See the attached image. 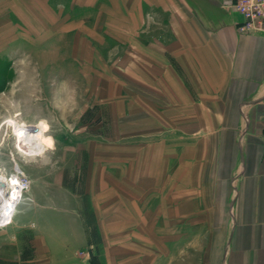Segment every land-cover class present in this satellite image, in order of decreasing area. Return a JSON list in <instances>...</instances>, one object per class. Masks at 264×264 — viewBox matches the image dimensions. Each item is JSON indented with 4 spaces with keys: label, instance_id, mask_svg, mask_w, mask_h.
Segmentation results:
<instances>
[{
    "label": "rangeland",
    "instance_id": "374dc122",
    "mask_svg": "<svg viewBox=\"0 0 264 264\" xmlns=\"http://www.w3.org/2000/svg\"><path fill=\"white\" fill-rule=\"evenodd\" d=\"M71 1L0 0V173L30 180L0 264H215L197 226L196 134L175 140L167 101L133 92L152 78L135 70L130 0ZM146 120L153 137L137 139Z\"/></svg>",
    "mask_w": 264,
    "mask_h": 264
},
{
    "label": "crops",
    "instance_id": "0c3cea01",
    "mask_svg": "<svg viewBox=\"0 0 264 264\" xmlns=\"http://www.w3.org/2000/svg\"><path fill=\"white\" fill-rule=\"evenodd\" d=\"M225 3L130 0L135 70L140 60L152 78L133 79V92L167 101L163 132L171 126L175 140L190 142L196 134L197 226L208 233L215 264H264V36L240 33L242 18ZM74 29L66 19L64 32ZM116 90L115 98L125 96ZM150 121L136 125L137 139L139 131L153 137ZM172 137L164 138L170 147ZM158 156L151 150L140 161L145 175ZM114 178L121 190V174Z\"/></svg>",
    "mask_w": 264,
    "mask_h": 264
},
{
    "label": "built area",
    "instance_id": "2783aa9c",
    "mask_svg": "<svg viewBox=\"0 0 264 264\" xmlns=\"http://www.w3.org/2000/svg\"><path fill=\"white\" fill-rule=\"evenodd\" d=\"M224 6L242 18L238 26L240 33L264 36V0H226ZM29 188L30 180L21 170L9 177L0 173V229L13 224Z\"/></svg>",
    "mask_w": 264,
    "mask_h": 264
},
{
    "label": "bare ground",
    "instance_id": "6f19581e",
    "mask_svg": "<svg viewBox=\"0 0 264 264\" xmlns=\"http://www.w3.org/2000/svg\"><path fill=\"white\" fill-rule=\"evenodd\" d=\"M3 183L5 182V179H2ZM5 185V183L3 184V186Z\"/></svg>",
    "mask_w": 264,
    "mask_h": 264
}]
</instances>
